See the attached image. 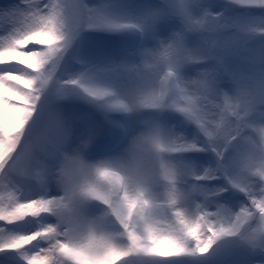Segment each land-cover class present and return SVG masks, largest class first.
I'll return each mask as SVG.
<instances>
[{
	"label": "snow or ice",
	"instance_id": "1",
	"mask_svg": "<svg viewBox=\"0 0 264 264\" xmlns=\"http://www.w3.org/2000/svg\"><path fill=\"white\" fill-rule=\"evenodd\" d=\"M213 6L143 0L121 16L88 0L0 6V264H170L205 258L224 240L234 241V264H264V0ZM234 8L245 24L223 14ZM84 31L126 32L141 46L56 80ZM52 84L76 90L104 123L69 113L26 143ZM165 113L191 125L192 138ZM114 115L129 122L118 126ZM101 148L110 155L88 162ZM192 152L209 153L211 166L185 161ZM29 176L51 194L22 198ZM214 180L224 187L202 186ZM228 190L244 197L235 210L205 203ZM29 221L31 231L10 230Z\"/></svg>",
	"mask_w": 264,
	"mask_h": 264
},
{
	"label": "rangeland",
	"instance_id": "2",
	"mask_svg": "<svg viewBox=\"0 0 264 264\" xmlns=\"http://www.w3.org/2000/svg\"><path fill=\"white\" fill-rule=\"evenodd\" d=\"M10 0H0V6L9 3ZM18 3L19 0H16ZM90 6L103 4L112 12L113 15L121 16L128 14V10L124 5L130 3H142L143 0H88ZM214 6L210 9L211 12L216 13L221 11V0H212ZM227 16H232L236 19L237 24L243 25L244 10L239 8L230 9ZM255 15V13H253ZM139 38L126 32H108V31H84L79 34L68 52L65 54L63 61L59 67L56 75V80L63 81L70 77L76 76L84 70L87 65L103 66L111 61H118L122 58H127L128 53L140 47ZM99 78L103 81L119 80V78L112 73H102ZM243 83V82H242ZM69 113L87 114L91 120L97 124L104 123L103 115L89 103L80 99L76 90L66 89L61 91L57 84H52L42 97L38 108V113L32 123L28 133L26 143H36L43 141L50 130L58 123H63L64 117ZM169 127L178 134H183L189 139L192 138L193 127L183 123L182 119L174 113H165ZM116 124L127 125L129 118L114 115L111 117ZM136 119V117H132ZM118 136L119 133L117 132ZM259 138V137H257ZM107 153L105 149L93 150L85 155L88 162H96L106 158ZM185 161L195 162L198 166H211L212 158L209 153L192 152L184 155ZM33 168L40 167L38 162L33 163ZM209 190H219L224 187L223 180H214L211 183L202 185ZM21 196L31 197L43 192L51 194L52 188L43 182L37 181L30 176L21 181ZM244 197L241 193L228 190L218 195L214 201L210 203L213 205L219 204L230 209L235 210L236 206L243 203ZM201 201H197L200 203ZM191 210V204H189ZM214 210V207L210 208ZM50 222V221H41ZM35 223L29 221L11 231L27 232L35 227ZM234 241L224 240L217 242L209 256L205 258H181L180 261H173L170 264H189L192 259L198 261V264H234L235 258H226L228 251L233 247Z\"/></svg>",
	"mask_w": 264,
	"mask_h": 264
},
{
	"label": "bare ground",
	"instance_id": "3",
	"mask_svg": "<svg viewBox=\"0 0 264 264\" xmlns=\"http://www.w3.org/2000/svg\"><path fill=\"white\" fill-rule=\"evenodd\" d=\"M132 119V118H131Z\"/></svg>",
	"mask_w": 264,
	"mask_h": 264
}]
</instances>
